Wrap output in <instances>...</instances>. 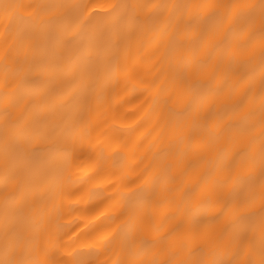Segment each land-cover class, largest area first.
Segmentation results:
<instances>
[{"label":"bare ground","instance_id":"bare-ground-1","mask_svg":"<svg viewBox=\"0 0 264 264\" xmlns=\"http://www.w3.org/2000/svg\"><path fill=\"white\" fill-rule=\"evenodd\" d=\"M0 261L264 264V0H0Z\"/></svg>","mask_w":264,"mask_h":264},{"label":"snow or ice","instance_id":"snow-or-ice-1","mask_svg":"<svg viewBox=\"0 0 264 264\" xmlns=\"http://www.w3.org/2000/svg\"><path fill=\"white\" fill-rule=\"evenodd\" d=\"M12 7H15V6L8 5V4H5L4 5L5 10H8V9H10ZM109 7H115V6L110 5ZM193 194H195V192H193ZM0 264H19V262H14V261H0Z\"/></svg>","mask_w":264,"mask_h":264}]
</instances>
